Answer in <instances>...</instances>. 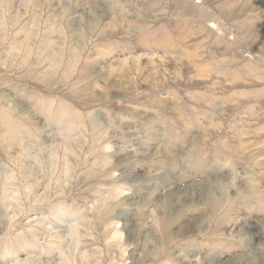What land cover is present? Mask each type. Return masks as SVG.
Returning <instances> with one entry per match:
<instances>
[{
  "label": "rangeland",
  "instance_id": "obj_1",
  "mask_svg": "<svg viewBox=\"0 0 264 264\" xmlns=\"http://www.w3.org/2000/svg\"><path fill=\"white\" fill-rule=\"evenodd\" d=\"M0 264H264V0H0Z\"/></svg>",
  "mask_w": 264,
  "mask_h": 264
}]
</instances>
